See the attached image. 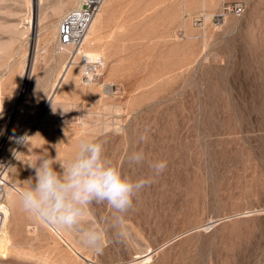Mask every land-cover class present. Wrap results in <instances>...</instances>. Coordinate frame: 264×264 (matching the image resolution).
Instances as JSON below:
<instances>
[{
  "label": "rangeland",
  "instance_id": "1",
  "mask_svg": "<svg viewBox=\"0 0 264 264\" xmlns=\"http://www.w3.org/2000/svg\"><path fill=\"white\" fill-rule=\"evenodd\" d=\"M223 1L115 0L89 47L101 78L82 84L76 65L43 118L68 57L53 52L59 0H0V173L23 191L41 156L59 173L94 140L125 177L152 178L125 214L87 207L80 227L103 233L100 253L29 216L15 193L0 264H264V0H225L244 12L214 25ZM139 150L146 160L129 163ZM156 161L167 162L159 176Z\"/></svg>",
  "mask_w": 264,
  "mask_h": 264
},
{
  "label": "clouds",
  "instance_id": "2",
  "mask_svg": "<svg viewBox=\"0 0 264 264\" xmlns=\"http://www.w3.org/2000/svg\"><path fill=\"white\" fill-rule=\"evenodd\" d=\"M147 132V130H145ZM23 137L19 142L26 143ZM147 135L140 136L142 143ZM129 163L140 165L146 160L143 150L132 152ZM55 158L41 156L30 178V186L18 193L20 208L32 218H39L62 230H77L81 243L96 253L102 252L103 233L97 229L80 227L87 207L106 203L117 213L125 214L133 207L134 196L152 183V178L132 180L125 177L104 154L103 144L81 140L73 159L57 172ZM154 176L167 168L166 161L150 164ZM123 219V215L118 217Z\"/></svg>",
  "mask_w": 264,
  "mask_h": 264
},
{
  "label": "built area",
  "instance_id": "3",
  "mask_svg": "<svg viewBox=\"0 0 264 264\" xmlns=\"http://www.w3.org/2000/svg\"><path fill=\"white\" fill-rule=\"evenodd\" d=\"M105 0H79V4L66 11L57 27V42L62 45H69L67 62L77 64L81 72V83L89 85L98 81L104 69V58L101 55L89 56L85 51V39L90 26L98 14ZM244 12L242 2L223 1L218 10L212 15L211 22L214 25L225 23L228 16L239 17ZM204 17L199 15L193 20L194 26L202 29ZM1 185V184H0ZM2 189L0 192V204H2Z\"/></svg>",
  "mask_w": 264,
  "mask_h": 264
},
{
  "label": "bare ground",
  "instance_id": "4",
  "mask_svg": "<svg viewBox=\"0 0 264 264\" xmlns=\"http://www.w3.org/2000/svg\"><path fill=\"white\" fill-rule=\"evenodd\" d=\"M25 1H27V3H29L30 0H25ZM39 1L42 2V0H39ZM75 1L76 0H61V1L59 0V2H56L55 4L53 3L54 5L51 6L52 15H58V16L63 15L65 13L64 11L66 10L65 7L67 6L68 3L69 4L71 3L73 7H75L79 4V2L75 3ZM113 2H115V0H110V1L105 0L103 2L102 8H100L98 14L94 18V20L90 26V30L86 36V39H85V43H86L85 51L91 57L98 55L97 52L90 50V49L92 48V46H94V45L96 46L97 43L100 42V34L102 33V30L104 28L103 23H102L103 15H104L105 10H107V8ZM205 2L206 1H204V6H205ZM49 8H50V6H49ZM60 17H62V16H60ZM59 21L60 20L58 19L55 22H53V24H51L52 25L51 27L54 28V31H56V37H57V27H58ZM29 23H30V21H29ZM29 27L30 26H28V28ZM89 47H91V48H89ZM86 48H88L90 51L87 50ZM69 51H70L69 45H62V44H59L58 42H57V46L53 49L54 55H56L58 58L66 57V55L68 54ZM35 54H36V52H35ZM35 59H36V57H35ZM76 65L77 64H69L68 62H65L63 64V66L61 67V70L58 74V77H57L55 83L53 84V88H52L51 94L49 96V99L45 102L46 109H45V112H43L44 113L42 116L43 118H48L50 116V114L52 113V110L50 108L54 103V99H55L56 94L58 93L59 89H61V90L63 89L65 91L68 89H70V90L73 89L72 86H74L73 84L75 81L74 73H75V66ZM105 65L106 64L104 63V69H105ZM104 69H103V71H104ZM92 84H94V83H92ZM89 85H91V84H89ZM0 184L4 185V187H2V194H1L3 200L6 199L7 201L6 200L5 201L9 202V204H14L15 193H19L22 190L9 177L8 171L5 170V168L0 173ZM9 216H10L9 206L5 202L2 201V204H0V256H2V257H4V254H5L4 252H7L8 247L11 246V243H10L11 238L9 239V237L7 235V231L5 229L6 225L8 223V220H9Z\"/></svg>",
  "mask_w": 264,
  "mask_h": 264
}]
</instances>
